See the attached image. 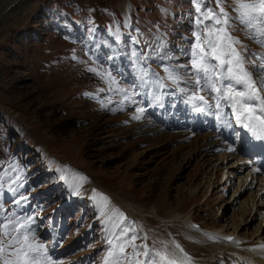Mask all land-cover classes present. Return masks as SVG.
<instances>
[{"label": "rangeland", "instance_id": "rangeland-1", "mask_svg": "<svg viewBox=\"0 0 264 264\" xmlns=\"http://www.w3.org/2000/svg\"><path fill=\"white\" fill-rule=\"evenodd\" d=\"M122 1L0 0V234L27 224L29 242L51 257L41 264H184L174 240L205 264H234L224 253L231 242L210 231L225 225L246 240L259 232L247 248L261 247L260 175L250 191L249 166L235 169L242 154L230 149L237 131L228 123L221 146L225 124L193 111L166 72L187 79L188 36L200 25L192 31L188 0H132L129 24ZM222 7L255 78L259 32L239 22L236 0ZM136 38L151 54L139 55ZM182 97L190 129L171 122ZM220 116L231 122L226 107Z\"/></svg>", "mask_w": 264, "mask_h": 264}, {"label": "snow or ice", "instance_id": "snow-or-ice-1", "mask_svg": "<svg viewBox=\"0 0 264 264\" xmlns=\"http://www.w3.org/2000/svg\"><path fill=\"white\" fill-rule=\"evenodd\" d=\"M215 3L217 9H205L196 21L203 27L194 34L196 43L190 51L188 67L191 71L187 79L173 69H166L167 79L177 85L176 91L186 95L185 102L193 106V111L220 116L223 107L227 106L234 121L242 128L264 130V97L260 95L264 89V56L260 57V63L250 62L257 73L254 78L252 71L245 67V56L236 47L240 40L227 30L230 18L222 7L223 0H215ZM196 11L201 12L199 3ZM236 11L239 22L245 28L258 31L257 42L264 45V0H236ZM181 82L190 87H180ZM157 84H160L159 79ZM140 118L139 115L135 117ZM27 230V224L4 225L0 234L3 236L0 238V264H41L42 259L51 260L45 255L43 245L29 242L25 235ZM120 251L124 249L121 247ZM133 255L138 254L134 252ZM135 264L140 262L137 260Z\"/></svg>", "mask_w": 264, "mask_h": 264}, {"label": "bare ground", "instance_id": "bare-ground-1", "mask_svg": "<svg viewBox=\"0 0 264 264\" xmlns=\"http://www.w3.org/2000/svg\"><path fill=\"white\" fill-rule=\"evenodd\" d=\"M16 2H18V1H16ZM118 6L120 7V10H121V8L124 9V8L127 7L126 2L124 0L122 2H120L118 4ZM172 113H174V111ZM154 121L156 123V120H154ZM232 125L235 126V122L234 121L232 122ZM227 135H228V124L226 125V129L224 131V136H227ZM205 136L208 138L209 135L208 134H204L203 138ZM204 143H206V142H204ZM212 146H213V144L211 145V147ZM234 149L235 150L238 149L239 151L243 152V154L246 155V157H244L242 160H240L239 165L235 166L234 164H232L231 166L232 167L235 166V169H238V170H241L242 168H244L246 166H250V168H248V169L251 170V173H249L250 175L247 177L248 180H249L248 186H249L251 181H252L251 185L254 186V187L248 188V189H250V191H252L255 188H258V185L260 183V182L257 183L256 186H255L254 180H252L253 178H256L255 174L256 173H262V176L260 177L261 185H259V189H257L255 191V194H254V196L256 197V195L259 193L258 197L260 198L261 197L260 194L263 195V192H264V143H254L248 137H246L243 133H241L239 141L235 145ZM140 150H145V148H142ZM227 156L230 157L231 155L227 154L226 156H224L222 158V161L225 160V159L228 160ZM208 157H210V156L208 155L207 157H205L206 160H208L207 159ZM220 159H221V157H220ZM227 160H225V162ZM221 163H223V162H221ZM224 175H225V173H224ZM226 177H228L227 174H226L225 178ZM247 178L244 179V182H245V180H247ZM244 186H246V185H244V183H243V187ZM245 189H247V188H245ZM241 190L243 191V189H239V191H236V193L234 195V198L240 196V194L242 193ZM263 199H264V197L261 198V200H263ZM260 206H261V209H263V211H264V201H261ZM123 209L126 212H128V208H124L123 207ZM255 212L257 213L258 210L256 209ZM175 219H177V218H175ZM187 221H189L188 225L192 226L191 224L194 222L193 218L191 220H187ZM214 229H215L214 233L218 234L219 236H221V234H223V231L226 232V233H233V234L236 235V237H238L239 234H240L239 232H236V231L233 232L229 228L225 227V225L216 227ZM237 233H239V234H237ZM258 233L259 232H256L255 235H253L251 238H247V240L246 239H242V241H236L237 239H234L233 241H231L232 244L234 245L233 251L229 252V253L228 252H224L226 259H228L229 262H233L234 264H264V240H263L264 235H263V238L261 239V241L259 242V244H255V245H258V246L260 245L261 247L255 248L254 250H248V248H247V245H250L251 243H253L252 241H254L255 239H257L259 237L260 233L259 234ZM243 242H244V244H243ZM172 243H173V247H174V250L176 252V255L179 257L181 262H183L184 264H205L206 263V260H205L206 257L199 256V255H194V254L190 253L186 249V247L184 245H182L181 242H179L178 240H174V241H172ZM147 244H148V242H147ZM217 253H223V251L221 252V251H218V250L216 251L215 250V252L211 254L212 257H214L215 255L217 256Z\"/></svg>", "mask_w": 264, "mask_h": 264}, {"label": "water", "instance_id": "water-1", "mask_svg": "<svg viewBox=\"0 0 264 264\" xmlns=\"http://www.w3.org/2000/svg\"><path fill=\"white\" fill-rule=\"evenodd\" d=\"M16 1H18V0H14V2H16ZM11 4H13V2L11 3ZM10 5V4H9ZM8 5V6H9ZM5 11V9L4 10H0V12H4Z\"/></svg>", "mask_w": 264, "mask_h": 264}]
</instances>
